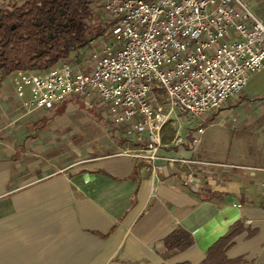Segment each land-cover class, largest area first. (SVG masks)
<instances>
[{
    "label": "crops",
    "instance_id": "0c3cea01",
    "mask_svg": "<svg viewBox=\"0 0 264 264\" xmlns=\"http://www.w3.org/2000/svg\"><path fill=\"white\" fill-rule=\"evenodd\" d=\"M242 1L264 22V0ZM13 74L0 73V264H200L235 223L242 231L226 258L264 264L261 173L248 169L264 168V66L219 108L167 122L159 154L175 160L154 172L122 132L114 143L96 133L99 119L110 127L104 109L75 97L23 108ZM177 124L180 145L172 143ZM75 133L82 141L70 148ZM189 173L205 180L202 190L185 184ZM175 229L193 243L171 255L163 240Z\"/></svg>",
    "mask_w": 264,
    "mask_h": 264
},
{
    "label": "built area",
    "instance_id": "2783aa9c",
    "mask_svg": "<svg viewBox=\"0 0 264 264\" xmlns=\"http://www.w3.org/2000/svg\"><path fill=\"white\" fill-rule=\"evenodd\" d=\"M22 1L0 0V6ZM96 2L101 10L96 18L110 24L107 38L90 37L89 59L81 64L67 60L45 71L13 72L14 95L27 109H53L74 97L89 109H104L113 135L122 132L132 155L149 160L152 172L175 160L159 154L167 122L219 108L264 66V22L242 0ZM203 129L193 132V149ZM173 130L172 143L180 145L181 126ZM248 169L252 175L261 173L256 184L264 199V168ZM185 184L198 192L205 180L189 173Z\"/></svg>",
    "mask_w": 264,
    "mask_h": 264
},
{
    "label": "trees",
    "instance_id": "16d2710c",
    "mask_svg": "<svg viewBox=\"0 0 264 264\" xmlns=\"http://www.w3.org/2000/svg\"><path fill=\"white\" fill-rule=\"evenodd\" d=\"M95 0H24L20 4L0 7V73L51 69L67 61L89 45ZM94 34H101L94 32ZM71 61V60H69ZM155 91L162 90L155 87ZM233 224L226 235L209 247L200 264H239L242 259H227L225 252L241 232ZM189 232L171 231L163 240L166 251L186 250L192 245Z\"/></svg>",
    "mask_w": 264,
    "mask_h": 264
},
{
    "label": "rangeland",
    "instance_id": "374dc122",
    "mask_svg": "<svg viewBox=\"0 0 264 264\" xmlns=\"http://www.w3.org/2000/svg\"><path fill=\"white\" fill-rule=\"evenodd\" d=\"M95 1H97L96 3H100L101 0L100 1L99 0H95ZM93 7H94V3H93ZM100 11H101L100 8H95L93 10L94 16L90 20V22H91L90 25L93 26L94 30H93V33L91 34V36L92 37L94 36V32H98V33L101 32V34H99V35L107 38L108 37L107 32H108V29H109L110 21H107V19L105 20L104 18H103V20H99L98 18H96L97 14L100 15L99 14ZM101 15H103V14H101ZM88 49H89V45H87L86 47H83L82 49H80L79 51H77L75 53L74 52L71 53L72 57H70L68 60H71L73 62L80 61V64L83 63L84 61H86L90 57V50H88ZM37 70H34V71H37ZM107 121H108V118H107ZM109 122H108V126H109ZM99 123H100V130H99V127L97 126L96 129H95L96 133H98L100 135L103 134L105 139H107L109 141V143L111 141L113 142V139H116V137H115V135H113L114 129H113L112 125L110 124V127H109L112 130H109V128L105 126V124H104L105 122L102 121V119H99ZM80 126L81 127L82 126L85 127L84 123L80 124L79 127ZM70 127H71L72 130L76 129V126H73V125H71ZM96 133H93L91 135L95 136ZM78 134L79 133L72 134L73 140H74L75 143H74V145L71 144L70 148H74V146L76 144H77V147H78L79 143L82 141V140H79V135ZM75 139H76V141H75ZM110 139H111V141H110ZM114 142H116V141H114ZM63 148L67 150L69 148V144H65V146ZM93 151H95V150H93Z\"/></svg>",
    "mask_w": 264,
    "mask_h": 264
}]
</instances>
